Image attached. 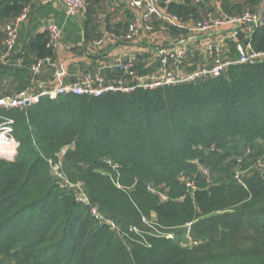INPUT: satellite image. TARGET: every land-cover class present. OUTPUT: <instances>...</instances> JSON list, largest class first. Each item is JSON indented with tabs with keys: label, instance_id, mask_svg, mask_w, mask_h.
Listing matches in <instances>:
<instances>
[{
	"label": "trees",
	"instance_id": "16d2710c",
	"mask_svg": "<svg viewBox=\"0 0 264 264\" xmlns=\"http://www.w3.org/2000/svg\"><path fill=\"white\" fill-rule=\"evenodd\" d=\"M30 1L0 0V25ZM244 1L222 0L232 14L255 10L261 0ZM87 2L81 34L70 36L76 45L84 41L83 50L102 36L103 23L113 33L127 29L130 20L104 22L107 0ZM162 5L186 22L211 7L193 0ZM48 41L46 32L32 34L0 67V96L52 78L51 70L32 73L39 59H57ZM251 42L264 50V25ZM228 43L237 59L236 43ZM150 57L149 50L135 54L140 75L158 68ZM194 60L202 64L203 57ZM116 62L80 66L112 80L125 76L103 68ZM0 115L14 119L20 142L15 160L0 157V264H264V171L254 166L264 154V61L153 89L43 97L26 111ZM58 162L66 179L83 185L88 206L77 201L74 186L61 187ZM92 207L119 229L101 224Z\"/></svg>",
	"mask_w": 264,
	"mask_h": 264
},
{
	"label": "built area",
	"instance_id": "2783aa9c",
	"mask_svg": "<svg viewBox=\"0 0 264 264\" xmlns=\"http://www.w3.org/2000/svg\"><path fill=\"white\" fill-rule=\"evenodd\" d=\"M62 2L68 19H78L88 11L89 4L87 0H31L26 3L22 11L9 18L3 27L4 36L2 39V49L0 50V67L10 61L12 54L16 51L19 32L22 25L27 22L38 5H48L56 2ZM176 0H107L110 10L113 13L123 2L132 10L127 29L120 33L109 32L96 39L93 44L95 47L103 46L106 35L114 36L119 42H133L143 32L157 34L165 32L169 27H174L180 31L177 41L170 45H156L149 47L151 52L150 64H157L158 68L146 75H140L136 69L135 55L119 58L115 64L106 67H117L125 76L118 79H107L101 70L96 72L88 71L74 80L66 81L68 68L65 62L55 59L53 55H48L39 59L32 66V73L36 76L44 70L52 71V84L41 83L38 88L33 85L17 91L13 94H4L0 96V109L11 110L18 109L26 111L30 106L39 103L43 97L57 98L59 95H101L107 91H130L136 86L146 88H156L165 84H180L193 82L208 77H218L228 71L231 65L235 63H256L264 61V50H257L253 47L251 37L253 32L259 26L264 25V0L255 10L245 6L240 13H230L224 8L222 0H193L196 4L208 3L207 8L201 17L194 22H186L179 16L167 11L162 2L167 6ZM180 1V0H179ZM245 3L244 0H239ZM234 2V0H232ZM46 32L49 36L47 46L53 53H58L63 39L64 28L54 20L44 22L37 33ZM185 32V33H184ZM235 42L239 53L238 58L232 57L228 42ZM194 42H200L201 47L192 48ZM194 43V44H193ZM203 49L204 51H200ZM204 54L202 64L194 65L193 59L196 52ZM23 60L18 59V64ZM102 68V69H103ZM130 80V81H129ZM132 81L134 83H132ZM14 119L0 115V157L15 160L18 154L20 142L15 137ZM256 168L264 171V154L254 164ZM54 173L62 179V188L74 186L77 190V201L82 205L88 206L90 198L85 193L81 183L72 184L64 177L62 172V163L53 164ZM208 174V170H203ZM239 175V174H238ZM237 175V176H238ZM185 179V176H182ZM187 180V187L192 191L196 190V185ZM149 189L155 191L152 184ZM164 199L168 196L162 194ZM91 212L96 216L100 223H109L112 230H118L119 227L115 221L106 219L96 207L91 208ZM192 224L187 225V236L190 238ZM137 230L136 228H134ZM138 231V230H137ZM174 237V234H169Z\"/></svg>",
	"mask_w": 264,
	"mask_h": 264
},
{
	"label": "crops",
	"instance_id": "0c3cea01",
	"mask_svg": "<svg viewBox=\"0 0 264 264\" xmlns=\"http://www.w3.org/2000/svg\"><path fill=\"white\" fill-rule=\"evenodd\" d=\"M107 8H105V12L102 15V19L104 22L107 20V16L109 17L111 24H116L120 21H128L130 20L132 16V10L129 8V6L123 2L122 5L115 10L113 13L110 10V5L108 2H106ZM44 7H50L45 12H42L40 9ZM47 9V8H46ZM84 15L79 17L78 19H68L66 16V11L63 6L62 2H56L48 5H38L34 8L29 20L25 22L19 32V38L18 43L16 46V51L18 48L22 47L31 37L32 34H37V31L39 27L48 20H54L56 21L60 26L64 28V39L62 42V45L57 53V59L60 61H63L66 63L68 68V75L65 77L66 81L74 80V78L78 77L79 75L84 74V70L81 68L80 65H85L86 67L90 66H103L106 63L110 61H117L119 58L135 55L137 52H141L143 50H148L149 47H154L156 45H170L174 44L175 41H177L178 35L172 34L169 30L165 32H157V34H149L148 32H143L135 41L133 42H119L115 39L114 36L106 35V40L101 47H95L93 42L91 43V46L89 44V47L86 48L84 46V50L81 48V46L84 45V41L81 40L77 45L75 43H71V35H80V28L79 24L84 20ZM3 25H0V30L3 32ZM79 28V29H78ZM100 29L103 34L112 32L109 30L105 23H103L100 26ZM159 34V35H158ZM161 35V36H160ZM101 36V37H102ZM3 39V37H2ZM2 39H0V50L2 49ZM65 39H68L67 43ZM65 41V42H64ZM195 43V44H194ZM194 45H201L200 42H194ZM79 46L81 50L84 52L83 56H78L77 53L73 52L74 47ZM201 47V46H200ZM198 49L197 47L194 48ZM200 51H204L201 49ZM195 55H202L203 59L204 54H199L198 50ZM195 57V56H194ZM11 61V59H10ZM10 61L7 63L9 64ZM78 61V62H77ZM194 65L190 67L189 69L195 67V60L193 59ZM197 66V65H196ZM83 69V70H82ZM46 73V72H45ZM50 80H47L49 79ZM53 77L51 78V75L49 74V77L44 79H39V84L44 83L49 86L52 84ZM2 89L3 91H9L10 88V82L9 79H4L2 83Z\"/></svg>",
	"mask_w": 264,
	"mask_h": 264
},
{
	"label": "rangeland",
	"instance_id": "374dc122",
	"mask_svg": "<svg viewBox=\"0 0 264 264\" xmlns=\"http://www.w3.org/2000/svg\"><path fill=\"white\" fill-rule=\"evenodd\" d=\"M159 35V34H158ZM161 36V35H160ZM66 40V42L65 43H67V41H68V39H65ZM71 43H73L72 41H71ZM196 47H200V45H195V46H193L192 48H196ZM74 49V51L73 52H75V53H77V55L78 56H83L84 55V52L81 50V48L80 47H78V46H76V47H74L73 48ZM201 57H202V55H200ZM78 62V61H77ZM203 62V61H202ZM157 71V70H156ZM185 243V242H184ZM189 243H190V241H189ZM188 244V243H187Z\"/></svg>",
	"mask_w": 264,
	"mask_h": 264
}]
</instances>
